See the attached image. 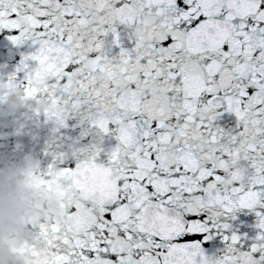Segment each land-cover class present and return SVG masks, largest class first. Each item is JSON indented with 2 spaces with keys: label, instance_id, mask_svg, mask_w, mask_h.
<instances>
[{
  "label": "snow or ice",
  "instance_id": "snow-or-ice-1",
  "mask_svg": "<svg viewBox=\"0 0 264 264\" xmlns=\"http://www.w3.org/2000/svg\"><path fill=\"white\" fill-rule=\"evenodd\" d=\"M0 37L80 128L29 174L30 264H264V0H0Z\"/></svg>",
  "mask_w": 264,
  "mask_h": 264
},
{
  "label": "water",
  "instance_id": "water-1",
  "mask_svg": "<svg viewBox=\"0 0 264 264\" xmlns=\"http://www.w3.org/2000/svg\"><path fill=\"white\" fill-rule=\"evenodd\" d=\"M0 49L3 50L0 55V81H6L7 75L16 69L21 56L28 54L30 48L27 44L13 47L6 38L0 37ZM15 82L21 87L9 86L7 83L8 87L19 89L23 95L22 72L17 73ZM0 97H3L0 100L2 111L8 94L0 93ZM35 106L34 101L24 99L22 103L13 105L10 112L0 115V166L9 163L23 164L26 157H31L36 163V170L43 172L52 160L46 153L67 152L69 144L78 139L79 127H73L70 123L68 127L56 129L51 121H45L42 114H35ZM252 222L254 221L250 220ZM26 231L31 242L34 230L28 225Z\"/></svg>",
  "mask_w": 264,
  "mask_h": 264
},
{
  "label": "clouds",
  "instance_id": "clouds-1",
  "mask_svg": "<svg viewBox=\"0 0 264 264\" xmlns=\"http://www.w3.org/2000/svg\"><path fill=\"white\" fill-rule=\"evenodd\" d=\"M0 93L8 94L0 115L24 100L20 90L10 89L6 81H0ZM35 171L31 157H26L23 164L0 166V264H30L33 257L26 231L30 220L45 212L58 217L57 193L37 186L29 175Z\"/></svg>",
  "mask_w": 264,
  "mask_h": 264
}]
</instances>
